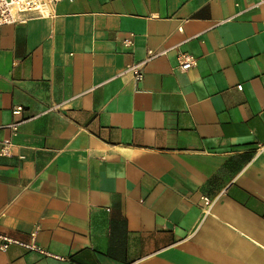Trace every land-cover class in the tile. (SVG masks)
Wrapping results in <instances>:
<instances>
[{
	"label": "crops",
	"instance_id": "1",
	"mask_svg": "<svg viewBox=\"0 0 264 264\" xmlns=\"http://www.w3.org/2000/svg\"><path fill=\"white\" fill-rule=\"evenodd\" d=\"M5 141L0 235L49 255L0 264H264V0H66L0 27Z\"/></svg>",
	"mask_w": 264,
	"mask_h": 264
},
{
	"label": "built area",
	"instance_id": "2",
	"mask_svg": "<svg viewBox=\"0 0 264 264\" xmlns=\"http://www.w3.org/2000/svg\"><path fill=\"white\" fill-rule=\"evenodd\" d=\"M66 0H0V27L5 25L26 24L30 18H50L55 14L57 5ZM72 2L73 0H67ZM126 47H132L134 44L133 37L125 40ZM166 52H157L154 50L148 51L147 58L135 64L127 65L119 76L131 75L136 83H140L145 79V68L153 60L165 55ZM179 63L181 71H189L197 65L195 57L189 54H182L179 56ZM242 85L238 86V90H242ZM59 107H54L58 109ZM22 107H17L15 113H21ZM19 124L12 125L14 131H17ZM14 153L13 145L9 141L2 144L0 155L10 157ZM206 207L210 208L212 202L206 199ZM0 250L7 251L11 245H19L27 250L36 251L44 255H49L46 251L41 249L37 244V233L31 235V242L24 243L4 235H0Z\"/></svg>",
	"mask_w": 264,
	"mask_h": 264
}]
</instances>
